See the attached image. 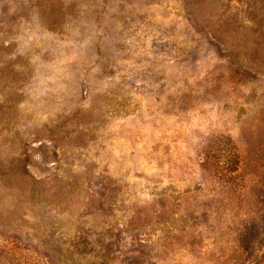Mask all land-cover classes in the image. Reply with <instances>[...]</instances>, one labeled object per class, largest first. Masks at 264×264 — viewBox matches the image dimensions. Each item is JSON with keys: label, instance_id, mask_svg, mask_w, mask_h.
I'll use <instances>...</instances> for the list:
<instances>
[{"label": "rangeland", "instance_id": "374dc122", "mask_svg": "<svg viewBox=\"0 0 264 264\" xmlns=\"http://www.w3.org/2000/svg\"><path fill=\"white\" fill-rule=\"evenodd\" d=\"M0 264H264V0H0Z\"/></svg>", "mask_w": 264, "mask_h": 264}]
</instances>
